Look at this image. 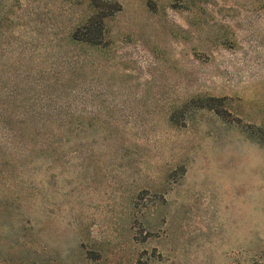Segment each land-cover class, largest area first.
I'll return each instance as SVG.
<instances>
[{
    "label": "rangeland",
    "instance_id": "rangeland-1",
    "mask_svg": "<svg viewBox=\"0 0 264 264\" xmlns=\"http://www.w3.org/2000/svg\"><path fill=\"white\" fill-rule=\"evenodd\" d=\"M107 1L0 0V115L81 118L2 162L0 264H264V0Z\"/></svg>",
    "mask_w": 264,
    "mask_h": 264
},
{
    "label": "trees",
    "instance_id": "trees-1",
    "mask_svg": "<svg viewBox=\"0 0 264 264\" xmlns=\"http://www.w3.org/2000/svg\"><path fill=\"white\" fill-rule=\"evenodd\" d=\"M91 5L94 13L87 19V21L76 27L68 36L67 40L70 45L74 47L80 44H86L92 47L101 46L104 43L106 32V21L116 12L120 10L117 2H110L107 0H91ZM47 71H37L35 73L34 91L37 95L31 105V112L18 115L17 117H7L0 115V167L2 162H11L12 164L18 160L23 161L30 158L34 154L35 149H44L46 144V135L42 130H36L39 125L59 126L62 135L76 136L79 133L80 117L76 113H70V107L62 104H57V100H50L42 94L44 91L54 90L56 92V85L50 81V76L45 73ZM21 108H24L23 106ZM21 124L33 130H20L12 128V125ZM10 126V127H9ZM21 149V152L19 153ZM8 158V160L6 159ZM9 166V163L5 165ZM5 171H0V178L6 180L8 175ZM9 173V172H7Z\"/></svg>",
    "mask_w": 264,
    "mask_h": 264
}]
</instances>
